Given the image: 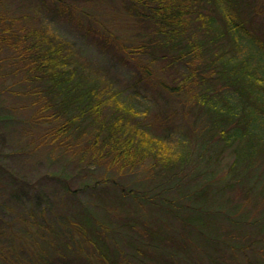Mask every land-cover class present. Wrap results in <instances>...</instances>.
<instances>
[{"label": "rangeland", "instance_id": "rangeland-1", "mask_svg": "<svg viewBox=\"0 0 264 264\" xmlns=\"http://www.w3.org/2000/svg\"><path fill=\"white\" fill-rule=\"evenodd\" d=\"M198 1V5L204 4L199 8L206 13L212 11L215 15L219 11L214 2ZM227 3L231 8L226 4L223 11H231L237 18L246 20L264 42V0H227ZM0 17L5 18L0 27L8 28L9 19H16L12 28L35 29L33 34L39 31L41 24H46L51 31L72 42L84 68L96 78L107 81L102 87L104 100H107L99 121L116 123L123 117L129 122V131L134 132V129L138 135L143 134L153 146L152 149L146 145L135 146L130 153V163H125L121 157L115 160L116 153L110 147L101 142L94 144L96 131L103 128L91 118L83 122L79 133L67 137L70 145L55 139L43 140V121L38 124L31 121V115L38 108L37 104H32L36 96L28 92L31 90L29 83L22 80L28 71L24 68L14 72L20 66L25 67V62L23 59L18 61L16 51L2 42L0 115L7 113L9 116L0 119V151L5 152V157L0 152V207L10 201L12 186H18L20 191L31 196L42 192L55 204V222L51 220L58 225L51 226L50 234L56 231L53 235L56 248L66 247V253L79 257V264L96 261L102 264L104 258L100 248L114 253L115 262H111L115 264H170L172 261L201 264L196 258L197 261L201 258L203 264H214L216 255L219 257L224 252L220 260L225 264H264V136L257 139L253 155L249 152L245 155L248 160L235 165V148L241 139L229 143L221 134H228L237 123L222 124L224 128H218L207 120L202 106L193 101L194 96L198 101L201 93L222 101L227 95L225 83L218 73L206 69L216 56L210 55L204 64L200 59L196 60L199 69L195 76L207 75L205 83L189 84L178 94L170 91L169 86L178 84L189 69L182 61L172 63L173 51L165 57L160 47L158 55L152 53L158 51L157 47L147 53L134 49L139 44L154 43L155 25L132 15L126 0H0ZM195 17L202 15L194 12L191 19ZM217 20L219 27L226 29L224 15L223 19L218 17ZM192 22L198 37L204 36L206 29H197L201 27L199 21L196 25ZM218 44V54L225 49L219 55L233 54L226 37ZM253 46L254 57L249 58L250 65L258 60L262 62L264 57V49L258 51V44ZM218 65L216 68L220 69ZM210 71L215 72L212 78ZM36 85L40 83L36 82ZM166 85H169L168 89ZM120 90L119 98L123 102L114 97L115 91ZM235 103L242 104L238 100ZM104 134L100 135L101 139ZM261 134L264 135V129ZM182 139V146L192 155L186 167L177 164L171 168L156 161L158 153L163 157L179 149L175 147ZM201 144L208 146L201 148ZM168 175L172 177L171 181L166 180ZM10 180L15 184L8 187ZM177 183L178 186L172 189ZM246 189H249L248 193ZM132 190L140 197L130 194ZM143 192L152 200L142 198ZM172 196L176 202L172 205L174 209L160 208V202L170 203ZM195 197L198 200L196 208L184 207ZM28 203L34 206L33 201ZM29 204L30 211L33 206ZM47 204V201L41 203L46 208ZM3 212L6 214L0 209V264H21L30 256L38 260L42 254H48V263L55 264L52 258L56 256L52 253L55 245H44L27 238L22 241L23 252L17 251L20 258H16L9 236L15 232L16 225L25 237V229L32 232L30 217L18 216L16 219ZM48 212L49 208L47 215ZM19 219L20 224L16 222ZM12 220L14 223L11 224ZM10 226L12 231L6 229ZM46 230L48 234L49 227ZM155 231L161 237L172 238L169 241L172 246L164 247L157 242L161 247L155 250L156 242L152 241ZM98 236L104 245L94 243ZM128 239L131 243L126 242ZM243 240L248 244L242 249L238 242ZM16 246H20L19 243ZM87 257L94 261L90 262Z\"/></svg>", "mask_w": 264, "mask_h": 264}, {"label": "trees", "instance_id": "trees-1", "mask_svg": "<svg viewBox=\"0 0 264 264\" xmlns=\"http://www.w3.org/2000/svg\"><path fill=\"white\" fill-rule=\"evenodd\" d=\"M126 1L128 2V8L130 9L132 15H137L139 19L142 18L144 20H149L155 25V39L152 40L154 43L149 44L147 42L139 44V46H136L138 48L134 47V49L137 51L140 49L143 50L144 53H147L150 52L149 49L157 47L158 51H152V53L154 52L155 55H158V47H160L161 51L164 50L163 54L165 57H167L169 52L173 51L172 54L174 56L171 60L172 63L175 64L177 61H182L189 69L187 75L183 73V79H181L178 84L174 86L166 85V88L169 86V90L173 93L180 94L182 90L185 91L187 86L192 83H199V85H203V83H205L203 81H205L207 75L200 74L195 76L199 69L196 60L198 61V59H200V62L204 64L210 59L208 58L210 55L217 57L212 58L213 60L208 63L209 65H206V69H211L218 73L217 76H219L225 83L224 86L227 95L225 94L224 100L222 101L221 99H216L214 97L209 98L208 95L201 93L198 101L195 96L193 101L202 106V109L205 110V113L207 114V120L212 121V123L217 127L219 126L218 128L223 127L222 124L230 122L237 123L238 126L235 125V127H233L228 134H221V136L229 143L235 142L237 139H241V143H239L235 148L237 151L235 165H239L240 162H243V160H248V158L245 159V155L249 154V152L253 155L252 152L255 150L254 147L257 139L259 141L264 136L261 134V131L264 129V64L262 66V63H264V57L262 62L257 59L258 61L256 64L250 65L249 63V58L254 57L252 52L254 49L253 44H258V51L259 49H264V42L261 39V36L257 32L250 29L249 23L246 20L237 18L231 11H223V8H226L228 5L227 0H208V3L210 1L212 3L214 2V5H217V8L219 9L215 15L212 14V11L211 13H206L200 9L199 7H202L204 4L199 3L198 5V0ZM194 12L202 15V17L197 19L195 17V19H191V15ZM223 15L224 20L226 21V29H221L219 27L220 23L217 20L218 17L223 19ZM4 20V17H0V23L4 24ZM197 21L201 24V27H197V29H206L204 36L201 38L198 37V33H196L193 29L194 25L191 24L192 22L196 25ZM9 23L10 26H8V28L0 27V43L3 42L2 44L4 46L9 45L10 48L16 51V55L18 56L17 60L19 61L23 59L25 62V67L20 66L16 71H14L15 73L24 68L31 73L29 74L26 72V75L24 79L22 78V80L29 83L28 87L31 88V90L28 92L36 96H33L35 101L32 100V104H37L38 108L31 115V121H34L36 124H38L39 121H43L41 123L42 125H45V133L42 138L43 140L55 139L59 140L61 143L68 142L67 144L70 145L71 141L68 140L67 137H70L73 133H79L83 122L91 118L97 121L98 127L101 123V128H103L96 131L95 141H93L94 144H99V142H101L102 145L110 147V150H113L114 153H116L115 160L121 157V160L125 163H130L132 162L129 160V157H131L130 153L131 151H134L135 146L145 147L146 145L150 149L153 148L151 142L146 141L143 134L138 135L136 130L132 128L133 131L136 132L135 134L139 136V138H136L134 132L129 131L127 128L129 122L124 121L123 117H120L119 121L116 123L114 121L108 123L105 122L104 119L99 121L105 101L107 100H104L105 91L102 90V87H104L103 85H106L107 81L101 78H96L97 76H95V74H91L90 71L84 68V62L80 59V56L77 57L76 52L73 50L74 45L72 42L65 40V38H63L59 33L57 34L54 30L51 31L46 24H41V26L38 27L39 31L32 34L35 29L26 30L12 28V25L16 24V19H9ZM212 33L216 36H213ZM222 37H226V39L230 41L229 45H231V49L234 51L232 55H227L228 53L226 56L219 55L225 49H221L222 51H219V54L217 53V50L220 47L218 46V43L223 39ZM217 64H219L218 68L220 69L216 68ZM262 67L263 70L261 71ZM215 72L210 71L209 73L212 74L208 73L209 77L212 78V75ZM36 82L40 83V85L37 86ZM186 93H188V91H186ZM120 96L121 90L120 92L115 91L114 97L118 98L121 102L122 100L119 98ZM187 100L192 99L187 98ZM235 100L242 102V104L237 105ZM237 106H239V108H237ZM129 113V116L132 117L133 114L131 112ZM5 116L8 117L9 115L4 113L3 115H0V119ZM102 134H104L105 137L101 139L100 135ZM247 140L248 142L245 143ZM181 141H183V139L179 140L177 143L178 145L175 147L179 148L177 149L178 151L175 149L169 155L159 157L161 154H159L158 151V159L156 161L164 166H170L171 168H174L177 164H180L182 167H186V164L189 163L192 155L190 154L189 149L182 146L183 143ZM203 145L206 147L208 146V144ZM203 145L201 148L204 147ZM2 151L0 152L4 156L5 152ZM17 151L18 149H16V152ZM3 156L2 159L5 157ZM170 179L172 180L170 175L166 176L167 181ZM9 182L8 187L15 184L12 180ZM177 186L178 183L172 189H175ZM28 187L26 186L27 189ZM165 189L166 188H163L162 190ZM41 191L42 190H40V192ZM25 192L26 191H20L18 186H16V188H13L12 186L10 201H5V204L0 207L1 211H6V214L5 212L2 214L12 215L16 219L18 216H23V219L25 216L30 217L32 232H26L25 229V237L19 233V225H16L14 228L15 232H11L13 234L9 236L10 239H12L10 242L13 241L11 243V247L13 246L12 248L16 251V258H20L17 251L20 250L21 253L23 252L22 241L26 238L30 241L34 240L38 243H43L44 245H55L53 241L55 240V236L53 235L56 231H52L51 235L50 230L52 225L53 227H57L58 225L54 224L51 220H54L56 216L54 208L55 204L53 201L47 200L42 192L41 195L34 194V196ZM132 192L133 190L130 191V194L138 196ZM246 192L248 193L249 189H246ZM141 194L142 198L145 197L147 200H152L149 196H147L148 193L143 192ZM30 201H33L34 206L31 203H28ZM44 201H47L48 203L46 205L48 206L47 208H49L48 215L46 213L47 208L44 207L45 205H41ZM169 202L170 203L160 202L162 205H159L161 206L160 208L164 210L165 207L173 208V203H176L173 196ZM188 202V205H184V207L196 208V205H198L196 197L193 201L189 200ZM28 204L33 206L30 211L28 209ZM179 204L180 207L183 206V204ZM33 211L38 212L35 214ZM64 217H66V215H63V218ZM2 218L4 219L5 217ZM19 221L20 219L16 222L20 224ZM58 222L62 224L61 221ZM123 222L127 225L126 221ZM7 223L10 224V221ZM12 223H14V220L11 221V224ZM48 227L49 235L46 234V228ZM109 227V229L114 231L110 225ZM22 228L24 229V226H22ZM6 229H10L12 231L11 226ZM57 230L61 232L60 229ZM85 231H87V228L84 229V232ZM153 236L152 241L156 242L157 246L155 250H160L161 246H172V243L169 242L172 238L169 239V237H161L158 235L157 231L153 233ZM95 237L96 236L92 238L95 239ZM249 238H251V236L247 238L248 241ZM130 240L131 239H128L126 242L131 243ZM100 242L102 243V240H99L98 236L96 242L94 243L102 246L103 243L101 244ZM103 242L105 243V241ZM157 242L161 244V246H159V244L157 245ZM243 242L245 241L243 240L238 242L240 243L241 246H239L242 249L248 244L247 240L245 244ZM16 243H19L20 246H16ZM105 244L107 245V243ZM58 246H61V248L63 247V245ZM11 247L10 249H12ZM54 250L55 251H52V253L55 252L56 256L52 258L55 264H79L77 262L79 257L77 255H70L66 253V247H63L62 250H60L57 249L55 245ZM100 250L102 258H104L102 264H113L115 262L114 253L105 251L103 248H100ZM223 254H225V252L219 257L216 255L214 264L226 263L225 261L221 262L220 260V257H222ZM48 257V254H42L38 260H35L34 257L30 256L26 260H22L23 262H21V264H52L48 263ZM84 258H86V256H84ZM87 258L90 262H92V260L94 261L91 257ZM95 258L98 259L99 256H95ZM183 259L188 261L189 258ZM196 259L198 260V258ZM197 260V263L201 262V264H203L201 258H199V261ZM111 261L114 262L112 263ZM181 262L184 261L182 260ZM186 263L190 264L189 262ZM92 264H97V261ZM161 264L164 263L162 262ZM170 264L179 263L172 261Z\"/></svg>", "mask_w": 264, "mask_h": 264}]
</instances>
